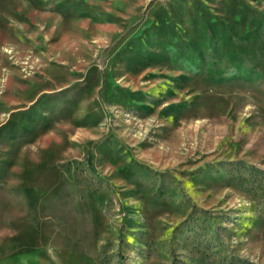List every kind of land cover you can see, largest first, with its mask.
<instances>
[{
	"label": "rangeland",
	"instance_id": "374dc122",
	"mask_svg": "<svg viewBox=\"0 0 264 264\" xmlns=\"http://www.w3.org/2000/svg\"><path fill=\"white\" fill-rule=\"evenodd\" d=\"M0 264H264V0H0Z\"/></svg>",
	"mask_w": 264,
	"mask_h": 264
}]
</instances>
